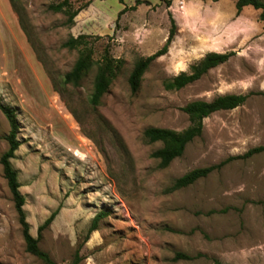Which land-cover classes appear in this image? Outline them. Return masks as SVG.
<instances>
[{"label":"rangeland","instance_id":"374dc122","mask_svg":"<svg viewBox=\"0 0 264 264\" xmlns=\"http://www.w3.org/2000/svg\"><path fill=\"white\" fill-rule=\"evenodd\" d=\"M57 0H17L0 14V103L15 110L20 142L10 159L17 172L32 236L56 264H264V152L229 161L194 183L174 180L264 145V21L260 10L236 12L233 0H70L88 5L68 25ZM183 7L180 8V3ZM134 7V8H133ZM140 86L129 73L141 56L165 43ZM87 35L97 63L105 50L122 59L98 105L89 103L96 64L78 84H63L79 52L63 46ZM233 52L200 79L177 90L166 78L189 71L207 52ZM253 92L233 109L203 119L200 136L160 167L147 127L180 131L181 110L195 99ZM10 126L0 110V157ZM105 211L86 241L93 216ZM176 253L190 256L178 257ZM0 264H44L25 250L11 192L0 163Z\"/></svg>","mask_w":264,"mask_h":264},{"label":"trees","instance_id":"16d2710c","mask_svg":"<svg viewBox=\"0 0 264 264\" xmlns=\"http://www.w3.org/2000/svg\"><path fill=\"white\" fill-rule=\"evenodd\" d=\"M16 1L9 0L11 7L16 12ZM123 3V0H119ZM235 3L236 12L239 13L245 6H252L260 10V19L264 21V0H233ZM141 0H136V3H141ZM89 1L74 7L70 0H57L48 5V8L54 12H62L66 16V23L70 26L74 23V17L78 12L88 5ZM134 8V7H133ZM175 31L174 22L169 29V35L161 48L150 55L141 56L136 59L128 76V84L132 92H136L140 86L144 72L148 69L151 62L167 52L169 43L171 42ZM64 47L69 49H77L79 55L74 62L72 68L65 72L62 76L63 84H78V82L86 75L89 70L96 64V71L93 77L92 92L88 98L89 103L93 106L98 105L101 96L108 90L111 81L119 73L123 60L115 58L105 50L99 61L95 63L93 57V49L89 46L87 35L78 34L77 36H69L63 43ZM233 52H207L197 63L190 66L189 71H181L178 74L166 78L163 81V86L167 90H177L189 83H192L201 78L209 69L227 61ZM264 93V92H263ZM253 92L247 93H222L217 94L211 100L195 99L187 102L181 107V110L188 117V126L180 131L163 128V127H147L143 136L149 143L161 142L162 146L151 152V157L159 160L160 167H166L176 157L181 156L186 145L195 137L200 136L203 129V119L211 113L219 110L233 109L242 105ZM0 110L5 115L9 122L10 130L6 134L5 139L8 147L0 157L3 176L7 181L8 188L11 192L15 210L18 214L19 223L22 227L23 239L25 242V250L30 254L39 258L44 264H56L49 254L42 250L39 245L41 230L50 224L53 220L56 211H53L49 217L38 227V236L34 237L29 232V224L26 221L23 205L25 202L24 196L21 194L19 187L20 183L17 178V172L12 167L10 159L14 157L20 142L17 138L18 123L15 110L0 103ZM264 152V145L249 148L242 154L229 156L218 163L203 167H196L182 174L174 180L170 189H178L186 187L200 178L206 177L212 171L220 169L226 163L237 158H248L254 154ZM105 211L97 212L87 228L83 241L89 238V235L97 229L98 222L106 216ZM182 257L189 259L190 256L176 253L175 258ZM78 261V250L75 252V259L70 264H76ZM213 264H229L218 259L213 260Z\"/></svg>","mask_w":264,"mask_h":264},{"label":"crops","instance_id":"0c3cea01","mask_svg":"<svg viewBox=\"0 0 264 264\" xmlns=\"http://www.w3.org/2000/svg\"><path fill=\"white\" fill-rule=\"evenodd\" d=\"M0 14L14 16L9 0H0Z\"/></svg>","mask_w":264,"mask_h":264},{"label":"built area","instance_id":"2783aa9c","mask_svg":"<svg viewBox=\"0 0 264 264\" xmlns=\"http://www.w3.org/2000/svg\"><path fill=\"white\" fill-rule=\"evenodd\" d=\"M179 7H180V8H182V7H183V3H182V2L180 3Z\"/></svg>","mask_w":264,"mask_h":264}]
</instances>
